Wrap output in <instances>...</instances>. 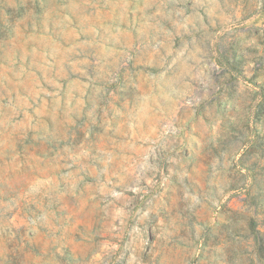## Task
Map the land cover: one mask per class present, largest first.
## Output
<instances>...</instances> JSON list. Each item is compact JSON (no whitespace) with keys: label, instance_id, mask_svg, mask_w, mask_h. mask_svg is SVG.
<instances>
[{"label":"rangeland","instance_id":"1","mask_svg":"<svg viewBox=\"0 0 264 264\" xmlns=\"http://www.w3.org/2000/svg\"><path fill=\"white\" fill-rule=\"evenodd\" d=\"M0 264H264V0H0Z\"/></svg>","mask_w":264,"mask_h":264}]
</instances>
